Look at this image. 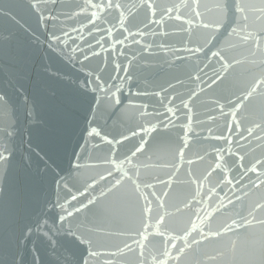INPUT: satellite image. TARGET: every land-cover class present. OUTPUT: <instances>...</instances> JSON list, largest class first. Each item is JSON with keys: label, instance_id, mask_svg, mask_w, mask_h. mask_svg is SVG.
<instances>
[{"label": "water", "instance_id": "1", "mask_svg": "<svg viewBox=\"0 0 264 264\" xmlns=\"http://www.w3.org/2000/svg\"><path fill=\"white\" fill-rule=\"evenodd\" d=\"M0 157V264H264V0H0Z\"/></svg>", "mask_w": 264, "mask_h": 264}, {"label": "snow or ice", "instance_id": "2", "mask_svg": "<svg viewBox=\"0 0 264 264\" xmlns=\"http://www.w3.org/2000/svg\"><path fill=\"white\" fill-rule=\"evenodd\" d=\"M110 7H111V5H109ZM93 131H95V130H93ZM98 134V133H97ZM0 158H2V157H0ZM254 170V169H253ZM90 203H91V201H90Z\"/></svg>", "mask_w": 264, "mask_h": 264}]
</instances>
